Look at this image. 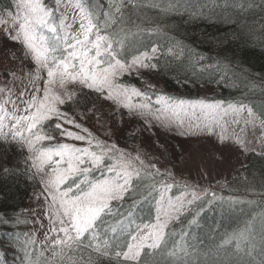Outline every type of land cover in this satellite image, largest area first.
Returning a JSON list of instances; mask_svg holds the SVG:
<instances>
[{"label":"snow or ice","instance_id":"6c2138e0","mask_svg":"<svg viewBox=\"0 0 264 264\" xmlns=\"http://www.w3.org/2000/svg\"><path fill=\"white\" fill-rule=\"evenodd\" d=\"M126 6L136 5L134 0H54L49 7L45 0H18L20 12L0 19V33L20 45L21 53L13 57L20 61L19 74L17 70L2 73L6 80L0 87V142L15 143L26 150L30 155L25 163L42 174L49 220L45 238L60 264H147L145 249L159 248L175 214L201 198L194 190L170 197L173 185L164 182L165 174L156 162H146L138 151L133 156L115 144L96 140L65 110L66 105H79L81 97L94 93L98 101L111 102L113 115H120L121 120L127 115L148 129L158 127L181 137L215 138L222 146L232 141L226 122L221 123L223 117L229 111L236 115L246 111L245 123L259 127L264 136V118L257 124L253 110L244 105L222 109L219 103L201 101L190 107H200L205 119L185 126L184 121H174L168 115L183 109L184 101L168 103L160 96L155 103L161 107H154L144 91L125 87L121 82L125 74L156 68L151 61L157 52L156 48L151 49V55L139 49L130 52L127 33L121 27ZM9 77L12 86L7 82ZM133 96L145 99L134 104ZM96 110L94 101L79 115H95ZM233 123L239 121L234 119ZM58 137L86 142L88 147L68 143L43 146L44 141ZM235 143L247 147L239 137ZM101 167L110 175L90 180L92 172ZM157 175L161 188L155 222L135 224L129 210L118 214L114 225H108L106 218L117 215L113 202L136 193L145 176ZM125 234L127 238L121 240ZM77 252L79 256L72 255Z\"/></svg>","mask_w":264,"mask_h":264},{"label":"trees","instance_id":"16d2710c","mask_svg":"<svg viewBox=\"0 0 264 264\" xmlns=\"http://www.w3.org/2000/svg\"><path fill=\"white\" fill-rule=\"evenodd\" d=\"M45 2L52 7L54 0ZM134 3L123 9L126 42L132 53L139 49L151 55L157 49L152 72L164 88L151 90L135 72L121 77L122 84L173 100L202 98L201 88L210 86L213 98L224 105H244L264 118V0ZM9 4L11 0H0V9ZM170 5L171 10H162ZM94 101L98 108L101 101L90 93L65 110L78 121ZM50 144L43 142L45 147ZM29 155L15 143L0 142V264H60L49 245L27 236L30 218L25 208L42 187L41 173L25 163ZM159 169L164 182L173 185L170 194L186 191L176 176ZM108 175L101 167L89 179ZM160 188L159 175L145 176L136 193L113 202L117 215L107 217V224L114 225L118 214L129 210L135 224L154 222ZM145 252L147 264H264V152L252 154L220 191L206 193L180 212L165 229L161 246Z\"/></svg>","mask_w":264,"mask_h":264},{"label":"rangeland","instance_id":"374dc122","mask_svg":"<svg viewBox=\"0 0 264 264\" xmlns=\"http://www.w3.org/2000/svg\"><path fill=\"white\" fill-rule=\"evenodd\" d=\"M17 2L18 0H11L8 7L0 9V19H8L10 15H16L20 12V9L16 7ZM20 54V45L8 40L4 33H0V87L4 86L6 78L2 73L6 70H17L19 74L20 61L19 59H13V57H19ZM138 75L141 76L144 84L151 90H162L164 88L152 70H142ZM7 82L9 86H12L10 77L7 78ZM124 86L129 89L134 88L133 86ZM17 87H19V82H17ZM200 92L203 95L202 98L184 100L169 99L163 94L153 96L149 92L145 93L147 97L151 98L154 107H161V105L155 103L160 96L165 97L168 103L175 102L178 104L180 101H184L183 109H177L176 115L171 112L168 115L174 121H184V125L187 126L189 123L195 124L205 119V113L201 111L200 107L192 108L190 105H199V102L203 101L205 104L219 103L222 109L228 107L221 100L213 98V87L204 86ZM144 99L143 96H133L131 102L139 104ZM123 111L126 112L127 110ZM220 115L223 116V113H220ZM255 116L257 117V124H259L260 117L256 113ZM234 119L238 120L239 123H233ZM246 119H248L246 111H242L239 115L229 111L228 115L223 117L221 123L226 122L228 134L232 136V141L227 146L220 145L215 138L181 137L175 132H167L165 129L158 127L148 129L141 121L130 120L127 115L121 120L120 115H113L111 102L105 101H101L95 115H88L77 122L83 128H88L92 133V137H95L96 140L106 142L109 146L115 144L118 149L131 153L133 156L138 151L146 162H156L157 167L171 172L174 177L178 178V181L183 182V185L186 186V191L182 193L190 194L194 190L202 197L208 192L220 191L239 170L243 169L252 154L264 152L262 130L259 127H253L252 124H246ZM139 129L144 130L137 131ZM73 130L78 134L87 136L86 133L80 130ZM236 137L243 140L247 147L237 145L235 143ZM50 143L52 147L59 143L88 147L86 142L62 137ZM96 150L99 151V149ZM182 193L176 195L168 193V195L175 199V197L181 196ZM46 196L42 183V187L33 193L25 208V214L30 218L27 236L42 246L49 245L48 240L45 238L49 226L48 217L45 215L47 210ZM187 198L190 199L191 196L189 195ZM189 207L190 205H186L182 211H186ZM51 235L49 234V239Z\"/></svg>","mask_w":264,"mask_h":264}]
</instances>
